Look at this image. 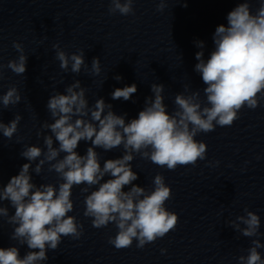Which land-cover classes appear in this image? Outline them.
<instances>
[{"label": "clouds", "instance_id": "9594fccd", "mask_svg": "<svg viewBox=\"0 0 264 264\" xmlns=\"http://www.w3.org/2000/svg\"><path fill=\"white\" fill-rule=\"evenodd\" d=\"M133 2L111 0L109 13L134 14ZM164 7L165 0H160L157 10L163 11ZM226 19L227 26L218 25L213 33L214 50L207 59L205 43L195 42L201 49L195 54L198 61L195 71L205 85V100H201L199 90L188 95L178 93L174 98L176 108L169 113L162 94L164 85L153 83L154 97L146 98L138 117L126 122V114L117 115L103 98L89 106L86 88L79 80L65 88L66 94L56 92L50 96L47 109L54 122L42 124V128L51 133L43 137L44 148L25 146L21 156L29 163H24L18 175L0 186V217L7 218V223L15 226L10 239L21 246L27 245L29 251L21 257L17 246L0 247V264H41L48 260V250L59 247L62 237L78 239L83 226L69 213L74 209L72 189L82 184L87 185L81 188L82 193L98 186L85 197L84 216L92 218L95 228L107 227L110 223L116 226V235L109 238L116 249L131 247L134 240L138 248H143L175 230L179 217L165 207L172 191L164 176L155 175L154 188L149 191L133 184L138 175L132 170L131 162L139 155L168 170L195 165L207 155V144L195 139L199 133L214 131L217 125L231 126L242 108L254 110L264 100V0H260L255 13L250 9L249 0H242ZM13 47L20 55L10 60L6 67L23 75L28 57L20 43L13 42ZM52 47L62 70L67 72L70 65L72 73L81 72L85 66L83 50L68 54L58 43ZM4 67L0 64V79ZM91 72L93 75L101 72L98 57L92 60ZM114 79L120 81L122 77L116 75ZM136 92L137 85L133 83L116 88L111 97L128 101ZM20 101L21 95L14 86L0 96L4 108ZM21 119L17 114L7 124L0 121V133L11 139ZM54 141L58 142V147L54 146ZM81 141L91 143L85 155L76 151ZM119 147L123 148V155L107 159L101 166L100 153L96 149L111 151ZM37 160L33 169L32 162ZM45 164L48 171H55L60 177L62 182L58 187L51 183H33L30 169L40 175ZM105 176L111 178L105 181ZM129 185L131 187L125 191V186ZM4 201L10 202L14 214L10 215L8 207L2 206ZM244 212L246 215L229 221V226L244 237H257L260 216L247 208ZM241 224L245 227L241 228ZM262 247L264 244L259 239L252 240L247 256L238 258L239 264H264L258 251Z\"/></svg>", "mask_w": 264, "mask_h": 264}]
</instances>
